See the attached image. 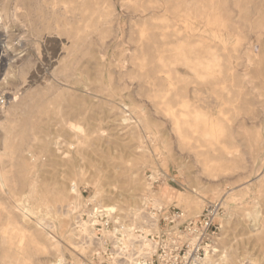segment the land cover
I'll use <instances>...</instances> for the list:
<instances>
[{
  "label": "rangeland",
  "instance_id": "374dc122",
  "mask_svg": "<svg viewBox=\"0 0 264 264\" xmlns=\"http://www.w3.org/2000/svg\"><path fill=\"white\" fill-rule=\"evenodd\" d=\"M86 25L87 34L77 35ZM150 35L169 43L171 52L164 50L160 59L173 57L172 65L141 53ZM3 36L8 50L0 59V179L20 187L28 169L16 156L29 144L43 157L57 148L78 150L68 159L44 162L40 178L28 182L33 199L48 202L56 219L70 215L71 229L93 213L96 235L101 223L96 217L107 218L98 235L103 238L106 224L111 222L110 231L132 225L134 211H141L157 214L158 235L166 228L165 212L196 219L222 200L211 262L220 264L226 255L230 264H264V164L257 163L258 142L264 144V0H0V42ZM92 38L104 39L92 47L97 58L104 57V67L91 58ZM69 63L87 82L80 77L67 82ZM103 80L118 88L117 99L101 95ZM120 100L130 106L127 123L121 121ZM211 123L231 135L219 131L215 162L207 148L197 147ZM226 151L235 153L230 162L222 159ZM180 195L201 202L199 211L181 206ZM230 195L236 199L226 205ZM72 198L76 212L67 210ZM158 201L161 212L153 208ZM57 225L53 233L62 239ZM72 252L66 260L73 264ZM99 259L103 262L101 254ZM9 263L0 257V264Z\"/></svg>",
  "mask_w": 264,
  "mask_h": 264
},
{
  "label": "bare ground",
  "instance_id": "6f19581e",
  "mask_svg": "<svg viewBox=\"0 0 264 264\" xmlns=\"http://www.w3.org/2000/svg\"><path fill=\"white\" fill-rule=\"evenodd\" d=\"M54 2H55V0H54ZM86 28H88L87 25L84 26V30H79L77 35L79 33L80 34L81 33L87 34ZM96 29L97 28H95V30ZM95 32H97V30ZM141 33L144 34L145 30H142ZM2 38L3 39L0 42V59H4L5 54H6V50H8L7 36H3ZM149 38H150V43L147 45V48L145 50H142V51L140 50L141 53L146 55L148 58L153 59V62L160 63L161 65L164 63V66L165 65H167V66L172 65V58L173 57L169 58L168 60H161L162 59L161 54L164 52V50H165V52H167V51L171 52V47H170L169 43L167 41L163 44L159 43L158 37L156 35H150ZM77 39H75V40L77 41ZM219 40H221V39H219ZM96 41L98 43H101L104 41V39H102V38H97V40L95 38L91 39L90 46H89V48L91 49L90 54H92L91 58L93 56L95 59H97L100 62V66L104 67L105 66L104 57L101 56V57L97 58L94 55V51L92 49V47ZM21 47H22V44H21ZM80 51H81V49H80ZM153 52L156 53L155 56L150 55ZM69 56H71V55H69ZM146 56L144 57V59L141 60V64L139 65L140 67H143L147 63L148 60H147ZM156 59H158V60H156ZM208 60H209V58H208ZM218 63L221 64L220 62H218ZM252 63H254V62L252 61ZM64 68H65L66 78L68 79L67 82H69L70 84H75L76 78L78 79L79 77L84 79L83 80L84 82L86 80H88V78L83 76L81 72L79 73V70L72 68V63L67 64ZM151 69L153 71H155L156 68L153 66ZM219 69H220V67H219ZM58 70H59V68H58ZM58 72H60V71H58ZM218 73H219V71H218ZM58 74H60V73H58ZM58 74H57V76H58ZM61 74H62V71H61ZM219 79H220V77H219ZM263 85H264V83H263ZM93 86H95V85H93ZM83 89H85V88L83 87ZM116 90H118V88H116L112 82L108 83V82H105V80H103L102 85H101V92H100L101 95H103L106 98L117 99L118 97L116 95V92H117ZM71 93H72V91H71ZM82 94H84V93H82ZM223 95H225V94H223ZM15 96H17V95H15ZM66 96H68V95H64V97H66ZM92 98H94V97H92ZM121 98H123V96ZM129 98H132V95H130ZM62 99H64V98H62ZM238 100H239V97H238ZM20 101H22V100H20ZM105 101H107V100H105ZM120 101H121V108L119 111L122 115L121 121L123 123H127V122H129L130 119H129V117L127 118V116H125L124 114L126 113L125 109L129 108L130 106H128L124 102V100H120ZM191 101H193V100H191ZM135 102H136V100H135ZM20 104H18V105H20ZM81 106H82V104H81ZM57 107H59V106H57ZM15 108H17V107H15ZM131 111L136 112L137 110L132 109ZM6 112H8V111H6ZM219 112H218V114H219ZM10 113H11V111H10ZM118 113L119 112H117V114ZM9 116L10 115H8V117ZM59 122H60V120H59ZM228 126H229V124H228ZM148 130H150V128H148ZM174 130H175V128H174ZM194 130H195V128H194ZM220 130H222V133L224 134L225 137H227V135L228 136L230 135L228 132V129H226V128L221 129V127L218 124L211 123L210 128H209V132L206 135L201 136V138H203V141H197V147L208 149L206 153L209 154L210 162H215L217 160H220L218 158L219 156L217 155L218 154L217 144H215V139L217 138ZM10 132H12V129ZM149 133H150L151 137L153 136V138L156 139V136H154V134H152L150 131H149ZM92 134H93V132H92ZM5 135H6V133H5ZM22 135H24V134H22ZM76 135H78V134H76ZM78 136H80V134ZM8 137H9V135H8ZM230 137H231V135H230ZM163 139H165V136ZM14 140H16V139H14ZM18 142H20V141H18ZM261 142H263V141H261ZM33 143H35V142H33ZM258 143H259V145L257 147V150L261 154V158L260 159L258 158L257 163H258V165H263L264 164V144H262L260 142H258ZM56 144L60 145V143H56ZM3 147L4 146L2 145V148ZM72 148H75V147L72 146ZM4 149H5V147H4ZM6 150H7V148H6ZM73 152L74 153L76 152L77 154H79L78 150L77 151L76 150H68L67 152L63 153V151L60 148H57L54 151V154L52 156L43 157L39 153H37L35 150H33V146L30 144L27 145L26 148L21 147L19 149L18 154L16 156V162L20 165L21 168H24V166H26V169H28V173L27 174L25 173L26 174L25 176L20 175V177H22V179H23L22 184L20 185V187H16L18 185L17 184L16 186L14 185L16 188H12L8 185V183L5 182L4 177H1V179H0V193H1V195H0V257L7 259L11 264H28V263H30V264H36V263L44 264V262H46V261H49V264H68V262L66 260L67 259L66 258V252L71 250V251H73L72 257L74 259L75 264H87V263L92 264V253H94L93 255H95V253L97 252L96 249L98 247H101L102 251L106 252L107 251L106 242L108 240H111L113 243V251H112L113 257L108 264H142L139 262L140 258H145L146 261L143 264H147V260L150 259L156 253V250H157V243L153 239L150 238V236L154 235L155 232H153V230L156 229V226H157L156 224H158V223H156V222H158L157 214L150 212V213H148L147 216H145V215H143V213L141 211H134V213H133L134 223L132 225L116 226L111 231H110V229H106L104 231V237L99 238L98 235H96L95 231H94L95 230L93 227L94 223L92 221L94 220L93 218L95 215L92 212H91L92 213L91 215L87 214L88 219L86 221H83L75 229H71L72 227H70V223L67 221L68 218L70 217L69 214H67L65 217L62 216L63 217L62 219H56L55 216L53 215L55 213H53V214L51 213L52 207L49 205L48 202H46L44 200H39V199L37 201H35L33 199V195H32V192H31V189L29 187L28 182H36L37 179L40 178V176H39L40 170L39 169L44 167V165H45L44 162H59L60 159H64V160L68 159V158H70V156L72 155ZM10 157H12V155ZM234 157H235L234 152L226 151L225 158H222V159H225L226 161L230 162ZM13 158H14V156H13ZM14 160H15V158H14ZM71 160H73V159H71ZM11 170L16 171L14 169H11ZM41 171H43V170H41ZM36 176H37V179H35ZM10 178H12V177H10ZM11 182L13 183V181H11ZM249 183L250 182H248V185H249ZM261 184H264V182H261ZM166 193H167V188L165 187L162 190L159 198L160 199L164 198L166 196ZM233 196L234 195H232V196L230 195V196H228L227 200L225 199L226 205L229 202H232V201H234V199H236V198H233ZM75 201H76L75 198H72L70 201H68V208H70V209H67V210H69V212L71 210L76 212L78 207L76 206ZM177 201L180 203L181 206H184L186 208H189L192 205L195 207V210H197V211H199L200 206H201V202H197L195 199H192L191 197H187L184 195L178 196ZM159 202L160 201L156 202L153 205V208H155L161 212L162 211V205ZM57 204H58V202H57ZM58 205H60V204H58ZM99 206H101V205H99ZM244 212H247L251 216L254 211L253 210L251 211L248 208H244ZM61 213H62V210H61ZM106 214H108V213H106ZM184 214H186V213L184 212ZM83 215H81V216L83 217ZM72 220H73V217H72ZM50 221H53V223ZM117 221H120V218H117L116 222ZM52 224H55V226L57 224L60 225L59 227L64 233L62 236V239H57V237L53 233L52 229H54V228H52V227L54 225L52 226ZM117 232H119L121 234V237H117V235H116ZM61 234H62V232H61ZM75 238L79 240V243H77V242L75 243V240H74ZM64 242H65V244H64ZM214 251H216V250H214ZM100 254H96V255H99V257H100ZM211 258L212 257L210 255V251L208 249L206 251L205 257L201 260L200 264H214L211 262L212 261ZM221 263L222 264H230L229 259L226 255L223 257ZM232 263H233V261H232ZM100 264H103V262L101 261Z\"/></svg>",
  "mask_w": 264,
  "mask_h": 264
},
{
  "label": "built area",
  "instance_id": "2783aa9c",
  "mask_svg": "<svg viewBox=\"0 0 264 264\" xmlns=\"http://www.w3.org/2000/svg\"><path fill=\"white\" fill-rule=\"evenodd\" d=\"M223 212L222 200L209 205L196 219H186V215L181 211L165 212L162 218L166 227L165 231L162 234L150 236L157 243V250L147 260V264H200L219 231L217 220ZM96 219L101 221L96 225V232L102 236L104 229L102 223L107 222V218L96 217ZM110 223L105 227L110 229ZM106 247L107 251L101 252L103 264H108L113 257L111 240L106 242ZM93 260L94 264L101 263L99 255H95ZM145 261V258H140L139 262L143 264ZM68 264L72 263L68 262Z\"/></svg>",
  "mask_w": 264,
  "mask_h": 264
}]
</instances>
